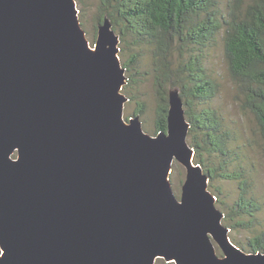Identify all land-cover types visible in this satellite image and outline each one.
Listing matches in <instances>:
<instances>
[{
	"label": "water",
	"instance_id": "water-1",
	"mask_svg": "<svg viewBox=\"0 0 264 264\" xmlns=\"http://www.w3.org/2000/svg\"><path fill=\"white\" fill-rule=\"evenodd\" d=\"M119 43L105 17L91 46L76 0H0V264H264L231 240L179 89L166 131L124 118Z\"/></svg>",
	"mask_w": 264,
	"mask_h": 264
},
{
	"label": "trees",
	"instance_id": "trees-1",
	"mask_svg": "<svg viewBox=\"0 0 264 264\" xmlns=\"http://www.w3.org/2000/svg\"><path fill=\"white\" fill-rule=\"evenodd\" d=\"M98 9V22L108 17L125 42L131 36L134 46L151 47L158 100L156 133L167 130L169 89L178 88L190 122L188 138L195 149V162L209 176V186L214 188L216 179L238 183L233 214L224 217L227 226L231 230L251 227L262 207L245 167L237 163L239 154L232 147L231 130L215 108L206 106L216 96L217 85L207 74L200 52L223 33L224 59L240 107L255 118L264 154V0H230L226 13L219 0H99ZM138 56L133 53L123 66L131 69ZM138 104L136 115L145 107ZM213 190L216 203L223 204L222 191ZM233 242L247 252H264V229L256 231L247 245L236 239Z\"/></svg>",
	"mask_w": 264,
	"mask_h": 264
},
{
	"label": "rangeland",
	"instance_id": "rangeland-1",
	"mask_svg": "<svg viewBox=\"0 0 264 264\" xmlns=\"http://www.w3.org/2000/svg\"><path fill=\"white\" fill-rule=\"evenodd\" d=\"M76 1L83 28L91 46H93L97 38L100 17L99 0ZM229 1L219 0L220 7L224 13L228 10ZM116 32L120 36L119 56L122 65L130 61L133 53L139 54L135 65L132 64L131 69L128 70V67L126 69L127 83L124 85L122 92L129 100L124 106V118L128 120L130 117L135 116L139 108L138 102L144 103V111L137 116L140 117L143 129L151 135H156L155 114L158 100L155 91L151 47L148 44L134 46L132 44L134 40L131 36H128V40L125 39L127 41L125 42L122 39V32L119 28ZM222 35L223 33L221 32L212 43L200 52L204 59L203 65L207 74L217 85L216 96L206 106L215 108L221 114L225 126L231 130L234 136L232 147L239 154L237 163L245 167L251 190L262 207L257 214V220L251 227L230 229L231 240L236 239L247 245L248 239L256 231L264 229V154L261 150V138L255 118L252 114L243 112L240 107L237 98L238 91L224 59ZM16 155L15 153L13 157H16ZM231 169H234V166ZM170 177L175 195L180 198L182 184L185 180V170L178 161H174ZM213 185L214 188L209 186L212 192L214 191L213 189L218 190V188L222 191L220 197L223 204L217 203V206L224 212L225 216H227L228 212L233 214L231 212L232 207H234V202L238 197L237 181L216 179L213 181ZM225 219H223V222L227 225ZM216 248L221 255L222 251L217 245ZM245 251L247 250L245 249ZM155 264L175 263L158 258Z\"/></svg>",
	"mask_w": 264,
	"mask_h": 264
}]
</instances>
